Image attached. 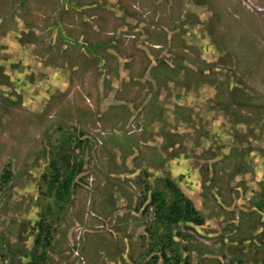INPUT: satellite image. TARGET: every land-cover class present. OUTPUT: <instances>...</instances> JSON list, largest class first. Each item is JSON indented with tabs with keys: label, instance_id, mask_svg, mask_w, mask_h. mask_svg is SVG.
I'll use <instances>...</instances> for the list:
<instances>
[{
	"label": "rangeland",
	"instance_id": "374dc122",
	"mask_svg": "<svg viewBox=\"0 0 264 264\" xmlns=\"http://www.w3.org/2000/svg\"><path fill=\"white\" fill-rule=\"evenodd\" d=\"M167 180L202 226L159 218ZM163 253L264 264V0H0V264Z\"/></svg>",
	"mask_w": 264,
	"mask_h": 264
},
{
	"label": "trees",
	"instance_id": "16d2710c",
	"mask_svg": "<svg viewBox=\"0 0 264 264\" xmlns=\"http://www.w3.org/2000/svg\"><path fill=\"white\" fill-rule=\"evenodd\" d=\"M51 167L53 169L51 190H53L54 199L57 205H59L67 202L70 198L74 186V179L80 173V165L78 169H71L67 161L64 162L63 166L59 162L53 161ZM62 170H64L65 173H63ZM9 177L10 174L8 173L4 175V179H8ZM165 187L170 191V201L167 200L166 194L159 190L155 191L152 196V202L157 206L159 218L168 223V226L178 224L182 221L202 226L204 223L203 217L196 211L192 202L185 198L175 183L172 180H167ZM59 208L63 209V206ZM166 237H170V234H167ZM52 239L51 226L45 224V222L39 223V233L35 241V255L40 251L39 249H42V252L41 254H37L35 258L39 257L42 261L46 260ZM163 257L167 264H171V260L167 257L166 253H163ZM174 261V264H181L182 262L178 254L175 256Z\"/></svg>",
	"mask_w": 264,
	"mask_h": 264
}]
</instances>
